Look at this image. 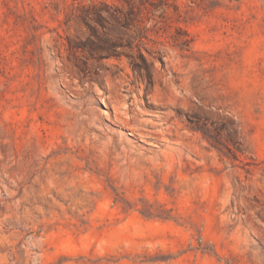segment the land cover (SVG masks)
Returning a JSON list of instances; mask_svg holds the SVG:
<instances>
[{
  "label": "rangeland",
  "instance_id": "1",
  "mask_svg": "<svg viewBox=\"0 0 264 264\" xmlns=\"http://www.w3.org/2000/svg\"><path fill=\"white\" fill-rule=\"evenodd\" d=\"M0 264H264V0H0Z\"/></svg>",
  "mask_w": 264,
  "mask_h": 264
},
{
  "label": "trees",
  "instance_id": "2",
  "mask_svg": "<svg viewBox=\"0 0 264 264\" xmlns=\"http://www.w3.org/2000/svg\"><path fill=\"white\" fill-rule=\"evenodd\" d=\"M97 17L102 18L103 16L101 14H98Z\"/></svg>",
  "mask_w": 264,
  "mask_h": 264
}]
</instances>
